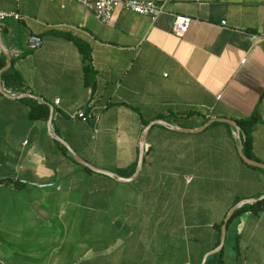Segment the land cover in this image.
Instances as JSON below:
<instances>
[{
  "label": "crops",
  "instance_id": "obj_1",
  "mask_svg": "<svg viewBox=\"0 0 264 264\" xmlns=\"http://www.w3.org/2000/svg\"><path fill=\"white\" fill-rule=\"evenodd\" d=\"M153 1L155 20L116 10L104 23L75 0H0L20 15L0 35L23 82L0 93V264H201L228 209L264 195V170L218 120L256 112L249 153L264 164V0ZM177 14L191 19L182 36ZM61 34L90 49L93 85ZM37 105L47 119L30 117ZM158 119L131 180L56 139L129 179ZM223 263L264 264V202L231 221Z\"/></svg>",
  "mask_w": 264,
  "mask_h": 264
},
{
  "label": "trees",
  "instance_id": "obj_2",
  "mask_svg": "<svg viewBox=\"0 0 264 264\" xmlns=\"http://www.w3.org/2000/svg\"><path fill=\"white\" fill-rule=\"evenodd\" d=\"M61 35L63 37H65L66 39L73 41L76 44V46H77V48H78V50L82 56V63H83L82 72H83L84 84L87 86L93 85L95 73H94V70L92 67V63H91L90 49L88 48V46L84 42L74 38L71 35H68V34H61ZM5 63H6V58L3 57L2 55H0V68L3 67L5 65ZM0 78H1L2 85L5 88H11L12 90H17V91H19L22 88L23 82H22L21 78L19 77V75L12 69V64L7 70L3 71L0 74ZM48 115H49V110H48L47 106H45V105H37V106L31 108V110H30V117L32 119H36V118L47 119ZM258 121H259V115L256 112H253L250 116L239 119L236 122L238 124V126L240 127V137H241V142L243 145V152H244L245 156L250 158V159H253V157L249 153V149H250V145H251V133H252L253 126ZM257 169L262 170L260 168H257ZM133 171H134V169H132L129 174H132ZM8 181H10V180L9 179H0V182H8ZM263 202H264V199L258 200L256 202H254L253 204H246V205H243L242 207H240L239 209L235 210L234 213L232 214L231 218L229 219L228 223H227V227L229 226L231 221L241 212H243L245 210H253L256 212L261 210L263 208ZM222 223H223V219H221L215 225L216 242L214 244V247H216L218 245L219 237H220V227H221ZM234 248L237 250V236L235 239ZM204 264H224L223 263V248L220 251H218L217 253L209 256L206 259Z\"/></svg>",
  "mask_w": 264,
  "mask_h": 264
},
{
  "label": "built area",
  "instance_id": "obj_3",
  "mask_svg": "<svg viewBox=\"0 0 264 264\" xmlns=\"http://www.w3.org/2000/svg\"><path fill=\"white\" fill-rule=\"evenodd\" d=\"M78 3L92 8L94 16L104 22L109 23L116 10L125 12H132L138 15H147L155 20L164 13L161 3H157L153 0H75ZM7 18H13L15 20L20 18V15L15 12H10L0 7V21ZM190 18L183 14L174 15L172 21V32L178 36H182L188 29ZM222 24H225L223 21ZM58 102V99H56ZM72 118H79L86 122L93 116L91 113H87L80 109L75 114L71 115Z\"/></svg>",
  "mask_w": 264,
  "mask_h": 264
},
{
  "label": "water",
  "instance_id": "obj_4",
  "mask_svg": "<svg viewBox=\"0 0 264 264\" xmlns=\"http://www.w3.org/2000/svg\"><path fill=\"white\" fill-rule=\"evenodd\" d=\"M1 40L2 39H1V35H0V43H1V48H2V56L6 58V63H5V65L3 67L0 68V74L3 71L7 70L11 66V56H10L9 52L6 51V49L3 46ZM32 41L33 42H36V43H39L40 42V39L39 38H32ZM0 93L3 94V95H5V96H7V97H9V98L15 97V96H13V95L5 92V90L3 89V86H2L1 78H0ZM24 95L25 96H29V97H33L30 94H24ZM48 106H49L50 112H52L53 106H51V105H48ZM218 120L219 121H222V122L228 123L229 125L233 126V128L237 131V133H240V127L238 126V124L235 121L230 120V119H218ZM152 124H162V125H165V126L168 125L163 120L158 119V120H154V121L149 122L143 128V130L141 132V135H140L139 156H138L137 165H136V168H135V171H134L133 175L129 179H123V178L119 177L117 174H114L112 172L105 171V170H101V169H97V168L93 167L92 165H90L89 163H87L83 159H81L77 154H75L73 152V150L69 147V145L65 141L61 140L60 138H56V139L58 141H60L67 148V150L72 154V156L74 157V159L78 163H80L81 165L86 166L87 168L93 170L94 172H99V173L105 174V175H107L109 177L119 178L121 180H131V179H133V177H135V175L139 172V170L141 168L142 158H143V152H144V144H145V140H146V136H147L148 129H149V127ZM242 148H243V145L240 144V146L238 147V153H239V156L242 158V160L245 163H247V164H249L251 166H254V167H257V168H260V169H263L264 170V164L261 163V162H257L255 160H252V159H249L248 157H246L244 155L243 151H242ZM262 199H264V195L261 196V197H259L258 199L249 198V199L241 200V201L237 202L236 204H234L233 206H231L228 209V211L225 213V215L223 217V223H222V225L220 227V237H219L218 245L205 254V256L203 257V260H202L201 264H204L205 261H206V259L209 256L217 253L218 251H220L223 248V243H224V240H225V234H226V229H227V223H228L229 219L231 218L232 214L234 213V211L237 210V209H239L243 205L253 204L255 201L262 200Z\"/></svg>",
  "mask_w": 264,
  "mask_h": 264
}]
</instances>
